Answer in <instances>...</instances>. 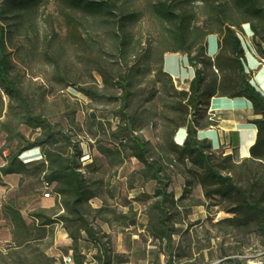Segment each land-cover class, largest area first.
I'll list each match as a JSON object with an SVG mask.
<instances>
[{
	"label": "rangeland",
	"instance_id": "374dc122",
	"mask_svg": "<svg viewBox=\"0 0 264 264\" xmlns=\"http://www.w3.org/2000/svg\"><path fill=\"white\" fill-rule=\"evenodd\" d=\"M61 1L44 0L33 29L16 33L10 45L16 75L33 111L46 117L53 126V131L20 127L26 134L21 145L41 137L48 140L47 148L69 152L66 134L83 149V156L77 155L76 160L92 190L98 194L91 199V205L86 206L88 217L100 235L106 236L104 241L112 253L118 249V238L123 240L121 250L130 251V264H227L228 259L240 264L264 263L262 238L251 231L245 236L246 244L238 243L242 248H237L235 240L241 235L237 232L224 235L225 229L215 225L229 216L221 210L222 205H211L201 186L189 183L192 176L184 166L176 162L173 155L162 152L166 145L163 137L176 127L178 118L167 104L175 97L168 93L171 86L161 71L165 70L166 55L180 52H165L172 48V43L165 38V25L150 10L157 0H123L126 11L137 15L128 28L131 43L125 55L114 48L117 30L114 21L85 24L80 27L83 37L74 41L70 32L77 22H69L70 10ZM200 5L199 0H185L186 10L195 16L194 21L202 23L206 17ZM77 14L82 15L80 11ZM17 21L12 15L5 24ZM239 32L247 54L246 62L256 60L258 53L249 26L244 25V30ZM253 64L251 61L250 65ZM166 68L168 73L180 75L181 79L172 77L178 90L189 87V80L184 78L194 75L196 70L187 55L169 56ZM127 74H134L135 87L131 101L123 109V89L115 84ZM85 88L91 91L90 95L82 91ZM114 95L117 99L112 98ZM3 100L0 109L3 107L5 114L9 99L4 95ZM209 113L208 109L206 116ZM133 135L148 142L151 160L163 163L168 192L177 200L185 196L178 205L170 206L172 227L176 232L171 248L166 240L152 237L151 223L156 214L152 205L158 200L157 192L163 184L147 175L144 163L133 156ZM169 139L173 140L172 135ZM20 146L12 134L0 132V167L10 151H17ZM41 152L39 148L27 150L22 159L32 160L36 157L34 154L40 156ZM237 158L242 159L239 155ZM43 180L34 165L21 174L0 172V254L17 251L33 258L35 254L48 252L58 261L71 245L66 241L54 242L59 233L67 231L69 234L70 224L57 222L44 227L42 218L36 217L40 213L47 218H57L56 214L64 212L56 197H44ZM198 200L204 204L196 205ZM10 202L21 209L33 228L30 243L18 249L16 245L20 242L11 234L12 224L5 212ZM138 227L143 230L139 231ZM87 262L99 264L93 260V255Z\"/></svg>",
	"mask_w": 264,
	"mask_h": 264
},
{
	"label": "trees",
	"instance_id": "16d2710c",
	"mask_svg": "<svg viewBox=\"0 0 264 264\" xmlns=\"http://www.w3.org/2000/svg\"><path fill=\"white\" fill-rule=\"evenodd\" d=\"M43 1L2 0L0 4V102L4 104V95L9 99L8 111L4 114V108L0 109V132L12 134V138L18 141L19 146L26 139V134L19 129L20 127L53 131L50 121L33 111L31 102L16 75V62L10 49L16 33H27L36 25L37 12ZM199 1L202 13L206 17L202 23L194 21L195 16L186 10L185 0H157L150 7L151 13L165 25V38L172 43V48L165 52H180L187 55L190 63L196 67L195 76L189 82V87L181 90L174 86L173 78L167 71H161V75L171 86L167 89L168 93L175 97V100L167 104L176 111L175 117L178 118L176 127L163 137L166 145L162 152L168 156L173 155L175 161L184 166L192 176L189 183L199 184L211 205H222L221 210L229 216L218 220L215 225L225 229L224 235L233 232L240 234L241 238H237L235 242L237 248H242L238 243L244 246L245 236L251 231H255L264 243V93L253 84L251 74L246 69V51L239 30L243 31L244 25L250 27L256 51L264 62V0ZM61 2L70 10L69 22H77L70 32L74 41L83 37L81 26L114 21V28L117 29L113 39L114 48L120 54H126L131 43L128 28L137 15L126 11L123 0ZM78 11L82 13L81 16H78ZM12 15L18 21L6 26L5 23ZM210 35L218 36V52L214 56L208 52ZM104 80L107 83L105 75ZM115 85L123 89L121 100L124 109L134 94V74L123 75ZM82 91L87 95L91 93L86 88ZM214 96L246 99L252 104L254 114L258 117L251 120L257 128V139L250 148V156L238 160L236 151L227 153L221 150L219 153L220 151L214 150L210 139L199 137V129L217 124L212 115L206 116ZM112 98L117 99L116 95ZM3 116L4 120L1 119ZM183 127L187 130V137L183 144H179L175 136ZM128 128L132 130L130 125ZM171 135L173 140L169 139ZM64 137L70 146L69 152L47 148L48 140L39 137L33 142L21 145L17 151L11 150L6 162L0 167V172L5 175L21 174L34 165V169L39 170L40 176L42 175L44 179L42 187L44 182L51 183L53 196H56L64 209L62 214H56L57 218H47L40 213L36 217L42 218L41 224L44 227L57 222L71 225L69 234L72 243L65 249L64 254L72 251L75 264H87V255L81 248V240L86 234L98 249L93 260L99 264H112V251L104 241L106 236L100 235V231L93 226L86 212V206L98 194L92 190L76 160L77 155L83 156V149L79 148L68 135L65 134ZM131 141L133 156L144 163V172L159 184H163L157 192L158 200L152 205L156 214L151 223V232L153 238L166 240L168 248H171L172 238L176 232L172 227L170 206L178 205L185 196L177 200L172 192H168L164 165L159 160H151L148 142L134 135ZM35 148L42 149L43 158L28 161L22 159L25 151ZM203 204L201 200L196 202V205ZM10 218L16 228L17 234L14 237L20 242L16 249L26 246L30 243L32 226L15 209L10 211ZM224 254L228 255L227 252ZM0 257V264L57 262L56 258L45 253L35 254L33 258H29L16 251L12 254L1 253ZM240 263L235 259H228L227 262Z\"/></svg>",
	"mask_w": 264,
	"mask_h": 264
},
{
	"label": "crops",
	"instance_id": "0c3cea01",
	"mask_svg": "<svg viewBox=\"0 0 264 264\" xmlns=\"http://www.w3.org/2000/svg\"><path fill=\"white\" fill-rule=\"evenodd\" d=\"M208 52L211 56H214L218 52V36L217 35H210L209 41H208ZM173 55L185 56L184 54L182 55L180 53H173L170 55H166L165 71L167 70L166 68L167 58ZM251 61H253L254 63L252 66L250 65ZM246 69L248 72L253 74L252 75L253 84L256 85L258 89H260L264 93V62L260 59L259 55H257L256 60L253 58L252 60L249 59V61L246 62ZM169 74L172 77H175V78L179 77V79H181L180 75H175L171 73ZM194 76H195V71H194V75H191L190 77L187 76L184 79H187L190 82L194 78ZM209 111L211 112L209 114L214 116L215 119L217 120V124L215 126H207L202 129H199L198 131L199 137L210 139L212 141L214 150L223 149L227 153H232L236 151V153L242 158L250 156V148L256 142V139H257V128L253 123H251V120L258 117L257 115L254 114L252 104L246 99L214 96L211 99ZM180 131H182L181 139H179V136H178V133ZM186 137H187V130L185 127H183L176 134L177 143L183 144L184 141L186 140ZM249 140H251V142L248 144ZM244 148L246 149V152H243ZM34 155H36L34 159H40V156H42V155L37 156L38 155L37 153ZM55 197L56 196H54V199ZM90 203H91V200L89 204ZM13 209H15L16 211H19L21 214L22 212H21V209L15 206V204L12 202L7 204L5 207V212L8 214L9 221L12 224L13 230L11 234L13 236H16L17 234L16 228L10 218V211H13ZM24 219L26 218L24 217ZM26 222L29 224L27 220ZM138 230L142 231L143 229L138 227ZM58 241H61V242L66 241V243H69V244L72 243L71 242L72 239L69 236L67 231L64 234L59 233V235L55 237L54 242L58 243ZM123 243H124L123 240L119 237L117 240V244H118L117 251L118 252L116 251L112 253V259H113L112 264H130L131 263L130 251L121 250ZM81 248L83 250V253L87 255V258H89L90 255L94 256L98 252L97 247L91 240H89L86 237V234L83 235V240H81ZM46 253L48 256H51L48 252Z\"/></svg>",
	"mask_w": 264,
	"mask_h": 264
},
{
	"label": "built area",
	"instance_id": "2783aa9c",
	"mask_svg": "<svg viewBox=\"0 0 264 264\" xmlns=\"http://www.w3.org/2000/svg\"><path fill=\"white\" fill-rule=\"evenodd\" d=\"M42 188H43V195L45 198H50L51 196H53V191H52L53 185L51 183L44 182ZM56 264H75L72 251L68 254L63 255L60 259H58Z\"/></svg>",
	"mask_w": 264,
	"mask_h": 264
},
{
	"label": "bare ground",
	"instance_id": "6f19581e",
	"mask_svg": "<svg viewBox=\"0 0 264 264\" xmlns=\"http://www.w3.org/2000/svg\"><path fill=\"white\" fill-rule=\"evenodd\" d=\"M250 142H251V140L248 141V144H249ZM243 152H246V149H245V148L243 149Z\"/></svg>",
	"mask_w": 264,
	"mask_h": 264
},
{
	"label": "water",
	"instance_id": "95a60500",
	"mask_svg": "<svg viewBox=\"0 0 264 264\" xmlns=\"http://www.w3.org/2000/svg\"><path fill=\"white\" fill-rule=\"evenodd\" d=\"M255 264H264V263H255Z\"/></svg>",
	"mask_w": 264,
	"mask_h": 264
},
{
	"label": "clouds",
	"instance_id": "9594fccd",
	"mask_svg": "<svg viewBox=\"0 0 264 264\" xmlns=\"http://www.w3.org/2000/svg\"><path fill=\"white\" fill-rule=\"evenodd\" d=\"M23 155V154H22ZM24 160V159H23Z\"/></svg>",
	"mask_w": 264,
	"mask_h": 264
}]
</instances>
